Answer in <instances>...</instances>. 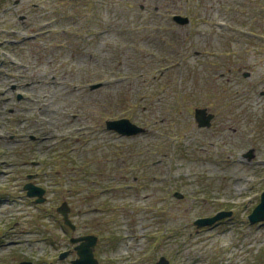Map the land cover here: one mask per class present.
Masks as SVG:
<instances>
[{"label": "rangeland", "instance_id": "obj_1", "mask_svg": "<svg viewBox=\"0 0 264 264\" xmlns=\"http://www.w3.org/2000/svg\"><path fill=\"white\" fill-rule=\"evenodd\" d=\"M1 151L0 264H264V0H0Z\"/></svg>", "mask_w": 264, "mask_h": 264}, {"label": "water", "instance_id": "obj_2", "mask_svg": "<svg viewBox=\"0 0 264 264\" xmlns=\"http://www.w3.org/2000/svg\"><path fill=\"white\" fill-rule=\"evenodd\" d=\"M175 21L179 24H186L189 22L187 17L175 16ZM101 86V84L92 85V89ZM214 115L208 112L206 108H196L195 119L200 127H210L211 121ZM106 128L110 131L118 133L120 136L132 137L145 132V129L137 124L132 123L130 120L122 118L117 120L106 121ZM248 158H251V153L246 154ZM25 189L29 196L37 197V202L44 201L45 190L41 187L34 185L33 183H28L25 185ZM177 198H182L183 195L180 193L175 194ZM58 211L63 215L64 223L75 229V225L71 222L69 218L70 207L67 202H63L61 206L58 207ZM231 212L222 211L217 213L212 217L198 218L195 221V225L199 228L212 225L217 221L230 217ZM249 221L252 224L264 222V191L261 195L260 203L255 207L253 212L249 215ZM97 237L94 235H86L82 237L71 238V242L77 244L75 250L77 252L78 258L72 261V264H97V260L94 257L93 247L96 244ZM69 254V251L61 253L60 258H65ZM20 264H32L31 262H21ZM156 264H170L169 260L162 256Z\"/></svg>", "mask_w": 264, "mask_h": 264}, {"label": "bare ground", "instance_id": "obj_3", "mask_svg": "<svg viewBox=\"0 0 264 264\" xmlns=\"http://www.w3.org/2000/svg\"><path fill=\"white\" fill-rule=\"evenodd\" d=\"M36 103H40V99L36 100ZM53 138H54V134L51 133L50 131H46L45 133H43L40 136V142H41V144H47ZM5 155H6V152L1 151V154H0V178L10 176L9 166L11 164L3 159ZM29 210H30V207H24L22 205L17 206L16 204H13V203L8 204L5 200L0 199V211L7 212L11 215L22 216L23 214H26Z\"/></svg>", "mask_w": 264, "mask_h": 264}]
</instances>
